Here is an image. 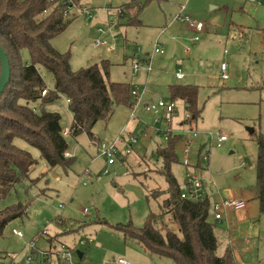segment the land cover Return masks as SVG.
<instances>
[{
  "label": "rangeland",
  "instance_id": "374dc122",
  "mask_svg": "<svg viewBox=\"0 0 264 264\" xmlns=\"http://www.w3.org/2000/svg\"><path fill=\"white\" fill-rule=\"evenodd\" d=\"M80 1L95 9L94 16L78 17L52 40L58 51L71 54L74 70L108 59L113 64L110 80L131 83L136 79L132 75L133 62L128 58L139 49L142 54L152 55L160 43L166 57L153 56V71L149 77L139 74V85L155 99L168 100L178 61L192 76L181 83L192 81L199 87L203 113L194 128L203 132L202 140H207L205 134L210 131L228 136L222 148L212 149L204 177L221 196L246 192L250 199L248 208L240 216L234 214L228 223L237 264H264V216L259 213L255 188L258 147L253 133L264 135V0H152L140 16V27L126 26L127 20L117 15V10L130 0ZM187 17L202 23L203 29L188 30ZM197 36L200 40L194 43L192 55L182 51L171 60L167 43L181 45ZM97 40L106 41L115 51L94 48ZM28 59L25 52L24 60ZM223 61L228 64L229 81L222 80ZM43 78L53 90V76L43 72ZM38 105L42 108L37 110ZM30 106L37 112L45 108L61 115L63 131L69 129V150L76 159L68 171H53L44 162L41 175L42 167L37 165L31 175L36 185H18L8 198L0 200V211L18 202L29 205L27 216L9 224L0 236V264H26L32 253L31 242H35L36 249L34 264H65L55 253L62 245L75 249V264H115L119 259L131 264H174L169 258L149 255L137 241L113 228L129 223L142 228L149 213H160L158 201L149 202L147 196L153 189H168L160 173L162 162L155 157L156 146L168 143L163 135L159 136L162 124L144 111L141 102L134 109L117 106L109 121H100L94 127L96 144L86 133L76 138L70 135L73 116L65 97L49 105L40 101ZM178 107L174 129L179 128L186 114L181 102ZM149 133L152 139H147ZM132 137L138 143L131 146V155L118 157L114 165H109L100 152L101 144L116 145L125 151ZM16 143L40 160L36 149L22 141ZM177 153L180 162L173 165L172 171L183 188L186 169L180 164V150ZM18 232L23 236L19 237ZM225 246L220 245L218 255L224 253ZM40 252L50 254L49 262ZM78 252L84 254L83 259Z\"/></svg>",
  "mask_w": 264,
  "mask_h": 264
},
{
  "label": "trees",
  "instance_id": "16d2710c",
  "mask_svg": "<svg viewBox=\"0 0 264 264\" xmlns=\"http://www.w3.org/2000/svg\"><path fill=\"white\" fill-rule=\"evenodd\" d=\"M151 1L130 0L121 7L118 17L127 20L126 26L140 27V16ZM44 11L48 14L44 15ZM72 21L64 19L61 0H0V45L11 66V81L0 96V200L8 198L18 185H36L31 175L40 161L51 170L64 171L75 163V157L66 156L69 144L63 135L61 115L45 108L37 112L30 103L49 105L65 97L73 116L70 135L76 138L86 133L93 142L97 141L94 127L100 121H109L117 106L135 108L131 85L110 80V60L74 70L71 54L53 46L52 40L64 33ZM43 72L53 76V90L47 87ZM43 91H47L45 97ZM169 93L171 101L184 104L189 119L183 120V126L201 118L198 86L173 85ZM253 133L258 147L255 188L259 213L264 216V135ZM16 141L36 149L40 160ZM181 141V136H173L155 152L156 159L162 162L160 173L168 189L149 191L147 200L158 201L160 213H149L142 228L132 223L113 228L137 241L149 255L169 258L174 264H237L232 232L225 223L213 221L210 202L181 199L182 187L172 171L173 165L180 162L177 150ZM28 208V204L18 202L0 211V236L9 224L27 216ZM221 244L226 246L218 255Z\"/></svg>",
  "mask_w": 264,
  "mask_h": 264
},
{
  "label": "built area",
  "instance_id": "2783aa9c",
  "mask_svg": "<svg viewBox=\"0 0 264 264\" xmlns=\"http://www.w3.org/2000/svg\"><path fill=\"white\" fill-rule=\"evenodd\" d=\"M49 3H55L56 0H48ZM62 3V14L65 20H75L76 18L84 15L87 18H92L94 16L95 9L91 8L87 3H84L80 0H61ZM250 3H257V0H250ZM48 11H44V15H47ZM121 14V9L117 10V15ZM189 26L196 30H202L203 25L201 23H195L190 21L189 18H186ZM101 31V30H100ZM199 40V38H195ZM93 47L96 49L106 48L110 52H114L115 48L109 46L106 41H95ZM188 50H190L188 48ZM165 50L162 47H155L154 54L164 55ZM133 59V72L136 75L140 70L146 69L151 71V66L145 61L144 58H141L140 49L134 54ZM228 64L222 63L221 71L223 73V79H229L227 74ZM179 80L184 78V75L181 71L176 74ZM148 94L145 88H142L140 85H134L132 87V95L135 101V107L140 104L142 95ZM47 95V91L42 92V97ZM69 102V100H68ZM42 108V106L37 107ZM134 109V108H133ZM143 109L146 113L151 114L155 117L157 123H161L163 129L159 130V136L163 135L165 140L173 136H181L182 141L180 144L181 152V165L186 169V174L184 178V186L181 192V199L196 202V203H205L206 201L210 202V213L214 222L219 224L225 223L228 225L230 222L231 215L236 212L244 211L248 208V200L242 197H226V198H214V193L212 190L216 187L214 184L209 182L204 177V172H208V166L210 163V156L212 149L222 148L223 144L228 140V136L222 131L209 132L206 134L208 141L206 144L199 142V138L202 132L197 131L194 128V125H179L178 129L173 128V121L177 118L179 112L177 104L170 99H157L151 100L143 104ZM189 116L186 114L184 120H188ZM69 129L63 131V135L66 137ZM68 132V133H67ZM138 143V140L135 138H130V145L125 151H120L116 145L108 146L103 143L100 146L101 154L108 160L109 165L116 163L118 157H127L131 155V146ZM67 157H70L66 154ZM86 174H89V171H86ZM86 185V183H85ZM88 210L84 211V214L87 215ZM17 235L22 237V233L18 232ZM88 241L92 242L90 238ZM88 241L81 240L80 243H88ZM32 248V253L27 256L26 264H34V250L35 242H31L29 245ZM36 250V249H35ZM56 255L59 257V260L63 261L65 264H75L74 256L75 249H72L66 245H62L61 249H55ZM44 259L49 262L50 254L48 252H40ZM115 264H131L125 259H119Z\"/></svg>",
  "mask_w": 264,
  "mask_h": 264
},
{
  "label": "crops",
  "instance_id": "0c3cea01",
  "mask_svg": "<svg viewBox=\"0 0 264 264\" xmlns=\"http://www.w3.org/2000/svg\"><path fill=\"white\" fill-rule=\"evenodd\" d=\"M77 19V18H76ZM198 23H200V22H198ZM202 24V23H201ZM203 25V24H202ZM188 30H194V32H195V30L196 29H194V28H191L190 26H189V24H188V28H187ZM242 34V33H241ZM198 37V36H197ZM197 37H195V38H197ZM195 38H193V39H191V40H189V41H187V40H184L183 41V43L181 44V45H178V44H170V43H167L166 45H167V49L169 50V52H170V57H171V60L172 59H175V58H178L179 57V55H180V52H182V51H185L186 52V55L187 56H190V55H192V53L195 51V49H196V45L194 44V43H196V42H198L199 40H195ZM199 38V37H198ZM158 43V42H157ZM158 44H160V43H158ZM158 44H156V46L155 47H162V45H158ZM194 44V45H193ZM163 48V47H162ZM188 48L190 49V50H188ZM140 54H141V58H144L145 59V61L151 66V71H147L146 69H142V70H140L136 75H134V72L132 73V75H133V77H134V79H136L135 81L133 80V82H126V83H129L130 85H131V87H133L134 85H139V83L137 82V80H138V78H139V74H141V73H146V75L149 77L150 75H151V73H152V71H153V56H155L156 54H152V55H149V54H142L141 53V50H140ZM166 54L167 53H164V55H157V56H162V57H166ZM129 60H132V62H133V59H132V57H130V58H128ZM227 63V61H223V63ZM176 66H177V68H176V71L175 72H173V74H174V76H175V78H176V81H174L173 83H171L170 85H169V87L170 86H173V85H192L193 83H192V81H185L186 83H181L182 81H184V80H186V79H188V78H191L192 76L190 75V74H188V73H185L184 71H183V69H182V62L181 61H178L177 62V64H176ZM179 71H181L182 73H183V75H184V78L183 79H181V80H179L178 78H177V76H176V74L179 72ZM143 78V77H142ZM221 79H222V77H221ZM222 80H224V79H222ZM230 80V78L229 79H227V80H224V81H229ZM211 81V80H210ZM142 85V84H141ZM140 85V86H141ZM193 86H197V85H193ZM143 88V87H142ZM260 88H263V86L262 87H260ZM146 89V88H145ZM157 100V99H155L154 98V95L153 94H150V93H148V94H145V95H142V97H141V103L142 104H145V103H147L148 101H151V100ZM183 104V103H182ZM183 106H184V104H183ZM177 107H178V104H177ZM178 112H179V107H178ZM203 113V112H202ZM186 115V114H185ZM72 121H73V119H72ZM201 132V131H200ZM210 132H212V131H210ZM203 133V132H202ZM207 133H209V132H207ZM206 135V134H205ZM96 137V136H95ZM147 139H152V137H151V134L149 133V134H147ZM97 139V138H96ZM91 141V140H90ZM97 141H98V139H97ZM93 142V141H91V142H93V143H98V142ZM207 141H208V138H207V140H202V136H200V138H199V142H201L202 144H206L207 143ZM158 146H161V145H157L156 146V149H157V147ZM179 148H180V146H179ZM179 148H178V150H179ZM68 154H69V156L70 157H74V154H73V152H71V150H69L68 149ZM41 165V167H42V165H45L44 164V162H41L40 161V164H39V166ZM114 165V164H113ZM45 167V166H44ZM55 171H57V168L56 169H54ZM53 170V171H54ZM44 172V170H43V167H42V170H41V175H42V173ZM90 174V173H89ZM88 174V175H89ZM55 191H54V193H58V189H55V188H53ZM212 192L214 193V198H226V197H242V198H244V199H246V200H248L249 202H250V199L247 197V195H246V192H239V193H235V194H233V195H228V196H225V195H223L222 194V196L220 195V194H218V192H215L214 191V189L212 190ZM218 195V196H217ZM235 214V215H234ZM234 214H232L231 215V218H230V220L232 219V216L234 215V216H236V214H237V216H240L241 214H240V212H236V213H234ZM234 216H233V218H234ZM234 222H235V219H234ZM231 225H232V223H231ZM228 226V225H227ZM228 228H229V226H228ZM92 239V238H91ZM48 240H53V238H49ZM93 240V239H92ZM233 249H235L234 248V246H233ZM234 254H235V251H234ZM83 257H84V254H83ZM235 258H236V260H237V257L235 256ZM83 259V258H82ZM116 262V261H115Z\"/></svg>",
  "mask_w": 264,
  "mask_h": 264
},
{
  "label": "water",
  "instance_id": "95a60500",
  "mask_svg": "<svg viewBox=\"0 0 264 264\" xmlns=\"http://www.w3.org/2000/svg\"><path fill=\"white\" fill-rule=\"evenodd\" d=\"M0 64H1V74H0V96L3 94L7 86L11 81V66L7 53L0 45ZM80 259L83 258V253L78 252Z\"/></svg>",
  "mask_w": 264,
  "mask_h": 264
}]
</instances>
